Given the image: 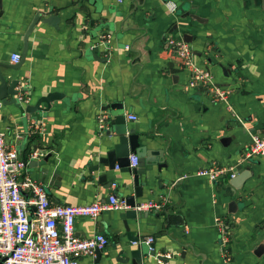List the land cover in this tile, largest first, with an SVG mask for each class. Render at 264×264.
Segmentation results:
<instances>
[{
	"label": "crops",
	"instance_id": "crops-1",
	"mask_svg": "<svg viewBox=\"0 0 264 264\" xmlns=\"http://www.w3.org/2000/svg\"><path fill=\"white\" fill-rule=\"evenodd\" d=\"M168 1L177 5L174 13ZM187 12L202 22L184 16ZM37 13L57 15L58 29L38 22L25 49ZM100 25L106 26L95 31ZM170 32L190 36L193 63L232 90L230 108L208 94L184 90L188 70L164 42ZM103 33L110 35L108 48L99 44ZM95 46L105 60L94 59ZM14 52L20 53L15 64ZM0 76L7 83L18 79L17 91L26 87L23 107L50 92L64 95L47 111L31 115L13 104L0 106L6 145L26 160L25 173L45 184L50 201L82 205L104 200L112 191L133 194L126 168L109 169L99 162L117 140L114 132L107 134L111 125L103 107L120 102L127 129L139 135L146 157L157 161L146 166L136 203L162 205L158 211H141L139 220L127 219L130 232L143 240L153 236L152 250L166 254L165 264H264V251L254 254L264 245V157L241 163L254 174L237 190L229 172L214 182L194 174L214 164L235 167L252 136L264 135L263 0H0ZM101 116L104 129L99 128ZM224 137L230 140L222 143ZM34 151L44 154L32 158ZM46 155L45 164L29 166ZM157 163L165 166L158 170ZM232 201L238 206L234 213L228 212ZM120 212L75 219L76 236L101 232L107 237L102 261L113 260L127 242ZM221 216L231 227L229 261L221 255L214 224ZM95 260L94 253L79 263ZM151 262L160 264L155 257Z\"/></svg>",
	"mask_w": 264,
	"mask_h": 264
},
{
	"label": "built area",
	"instance_id": "built-area-1",
	"mask_svg": "<svg viewBox=\"0 0 264 264\" xmlns=\"http://www.w3.org/2000/svg\"><path fill=\"white\" fill-rule=\"evenodd\" d=\"M165 4L170 12L177 10L174 2L168 1ZM109 38L108 33H103L99 44L105 47L109 44ZM164 42L171 50L172 56L180 62L181 68L188 70L184 90L201 91L210 95L214 102H224L230 108L229 96L232 90L228 86L216 84L206 68L193 63L189 42L182 35H174L171 32L165 34ZM19 60L20 53L11 54L12 63H18ZM26 93V87L21 86L17 93L18 101H24ZM127 117L130 120L136 119L135 115ZM98 120L99 128L104 129L107 117L104 120L101 116ZM43 154V151H34L32 158ZM256 157H264V135L252 136L239 164ZM136 165L137 156L131 154L128 167L131 169ZM26 166V160L20 157L15 147L6 145L0 131V264H80L81 258L94 255L96 250L105 249L108 239L104 233L96 232L88 238L76 236L75 219L87 217L96 220L104 210L129 209L130 206L126 204L124 197L112 191L104 200L96 199L88 204H56L48 198L45 184L25 173ZM234 168L214 164L198 169L194 174L207 176L214 182L226 172H229L230 179L234 177ZM161 207L160 203L147 200L135 203L133 209L158 211ZM214 224L219 232L221 255L229 261L230 223L225 216H221L214 219ZM143 241L152 249L153 236H147ZM160 264H165V261H160Z\"/></svg>",
	"mask_w": 264,
	"mask_h": 264
},
{
	"label": "water",
	"instance_id": "water-1",
	"mask_svg": "<svg viewBox=\"0 0 264 264\" xmlns=\"http://www.w3.org/2000/svg\"><path fill=\"white\" fill-rule=\"evenodd\" d=\"M264 2V0H263ZM181 11L184 10L183 8L180 9ZM184 16H190L191 18L202 22L201 19L195 15L194 13H185ZM58 21L59 17L57 15H54L52 13H49L46 16L42 17L41 13H37L35 17L32 19L26 35H25V45L24 48H27V38L29 34L32 32L34 26L38 22L45 23L49 26L54 27V29H58ZM101 26L106 25H100L95 29V31L99 30ZM94 31L93 36L96 35ZM187 34L183 35V38L188 41L190 39V36L187 38ZM109 44H106L105 47H108ZM94 59L97 60H105L104 58H100L97 55L98 47H92L91 49ZM19 80L18 79H11L9 83L0 76V102L1 105H7V104H13L16 107L22 109L25 113L28 115L33 114L34 112L40 113L41 111H47L50 108V104L54 100H59L64 97L62 93L59 92H50L44 96H41L34 105H25L23 107L22 103L18 101L17 93L18 91L15 89V87L18 85ZM196 93L201 94V91H196ZM8 96L10 98L8 99ZM42 103L46 104V107H42ZM103 110H108L109 115L107 116V123L111 126L107 130V134H110V132H114L117 135V140L112 144V149L109 150L106 154V157L100 158L99 162L105 166H107L109 169H113L115 165L121 168H126L128 173L131 176V183L133 187V194L132 195H126L123 196L126 204L130 206L129 209H126L124 211H121L118 215V218L122 220L124 229L126 232V239L127 242L119 249L117 256L112 260L108 257L105 258L104 261H102V251L103 250H96V264H151V258H156L160 261H166L167 258L164 256H157L155 255V251L152 249H149L148 245L143 241V239H140V237L136 234H132L130 232L129 226L127 224V219H134L139 220L143 217V214L141 211H136L133 209V206L136 203V198H139L142 195V187L144 185V180L141 178L142 175L146 174V166L149 164L156 163V159H148L146 157L145 149L143 146L139 143V135L134 132L133 129H127L126 127V118L123 114V107L120 102H113L110 104H107L103 107ZM115 110V111H114ZM24 120L26 119V116L23 117ZM230 140L229 137L222 138L221 142H228ZM135 153L137 156V165L133 168H129V154ZM50 155H46L41 160H31L29 163V166L33 165H43L46 163ZM157 169L159 170L162 166L164 167L165 164H156ZM94 170L97 169V167H93ZM235 175L229 180L230 185L234 190L240 189L244 183V181L252 176L254 174V171L251 169L250 166H243L242 164H237L234 168ZM101 180H106V176L102 175L100 176ZM107 184L110 186L112 184L111 181H108ZM237 203L235 201H232L228 204V212L234 213L237 210ZM264 245H259L255 251V255H260L264 250ZM1 263V262H0Z\"/></svg>",
	"mask_w": 264,
	"mask_h": 264
}]
</instances>
